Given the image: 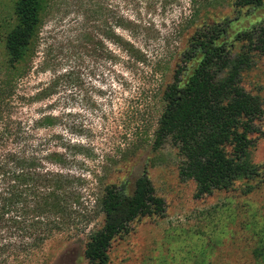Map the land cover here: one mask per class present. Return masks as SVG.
Masks as SVG:
<instances>
[{"label":"rangeland","instance_id":"1","mask_svg":"<svg viewBox=\"0 0 264 264\" xmlns=\"http://www.w3.org/2000/svg\"><path fill=\"white\" fill-rule=\"evenodd\" d=\"M121 1L48 0L33 51L12 78L4 37L14 22L13 0H0V150L49 138L53 148L77 152L75 166L89 180L90 190L83 192L90 209L88 225L56 234L33 259L85 264L87 233L102 221L94 202L99 191L94 175L102 174L131 193L135 179L146 173L165 201L164 212L134 220L128 233L115 237L109 264H249L254 232L264 228V181L248 194L242 193L244 180L239 179L229 190L196 198L195 182L179 176L177 148L170 141L154 147L153 131L161 111L160 89L172 81L177 54L196 24H226L223 39L233 42L236 52L241 45L236 33L261 21L264 6L241 7L235 0H168L163 6L160 0H138L136 62L114 46L111 59L106 52L110 43L105 41V48L96 43L103 30L97 10L113 6L126 12ZM116 31L122 33L119 27ZM195 64H188L182 82ZM54 70L72 73L54 94L39 99ZM240 78L264 109V53L253 54ZM43 114L54 116L53 125L36 124ZM255 124L249 133L250 160L264 165V112Z\"/></svg>","mask_w":264,"mask_h":264},{"label":"trees","instance_id":"2","mask_svg":"<svg viewBox=\"0 0 264 264\" xmlns=\"http://www.w3.org/2000/svg\"><path fill=\"white\" fill-rule=\"evenodd\" d=\"M167 1L160 0V4L165 6ZM121 2L126 12H116L113 6L97 10L103 30L96 43L104 48L105 41L110 43L106 52L111 59L114 46L138 62V0ZM234 3L264 6V0ZM47 5L48 0H13L14 22L4 37L12 78L19 75L33 51ZM197 25L177 54L172 81L160 89L161 111L153 144L159 147L170 141L177 148L179 176L195 182L194 197L229 190L239 179L244 180L242 193L248 194L264 181V165L253 164L249 155V133L256 130L255 121L264 109L260 97L242 86L240 74L249 67L253 54L264 53V18L236 33L235 40L241 42L236 52H232L233 42L223 39L226 24ZM83 35L91 42L90 33L84 30ZM193 60L196 64L182 82ZM71 73L54 70L37 97H50ZM53 120V115L43 114L36 124L47 127ZM76 159L77 152L53 148L49 138L0 150V264H40L33 258L49 239L88 225L90 209L83 192L90 190L86 189L89 180L77 170ZM94 177L99 190L94 202L102 221L87 233L83 254L85 264H109L108 250L114 238L128 233L130 224L140 217L162 215L165 201L146 173L135 179L131 193L102 174ZM254 234L256 246L249 264H264V228Z\"/></svg>","mask_w":264,"mask_h":264}]
</instances>
